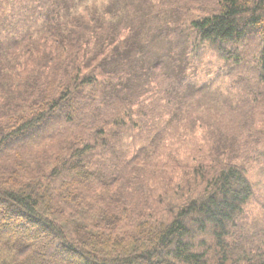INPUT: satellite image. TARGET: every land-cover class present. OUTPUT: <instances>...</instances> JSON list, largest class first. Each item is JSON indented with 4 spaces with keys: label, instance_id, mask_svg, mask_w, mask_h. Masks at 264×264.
Masks as SVG:
<instances>
[{
    "label": "trees",
    "instance_id": "16d2710c",
    "mask_svg": "<svg viewBox=\"0 0 264 264\" xmlns=\"http://www.w3.org/2000/svg\"><path fill=\"white\" fill-rule=\"evenodd\" d=\"M109 11L0 0V264H264L263 230L246 231L253 188L235 136L174 165L143 161L146 147L119 137L147 134L141 117L172 129L193 105L185 79L151 59L159 27L170 52L184 34L226 59L254 36L245 110L264 128V0H137L119 22Z\"/></svg>",
    "mask_w": 264,
    "mask_h": 264
},
{
    "label": "rangeland",
    "instance_id": "374dc122",
    "mask_svg": "<svg viewBox=\"0 0 264 264\" xmlns=\"http://www.w3.org/2000/svg\"><path fill=\"white\" fill-rule=\"evenodd\" d=\"M83 1L95 3V8L106 18L113 16L109 9L115 5L123 15L114 17L119 22L121 18H126V7L128 18L132 20V5H135L137 0ZM163 19L164 17H161L152 21L149 27H156ZM161 30L162 27L155 29L157 40L150 53L151 59L160 54L164 58V63H169V66H163L164 71L168 75L172 72L174 75L180 74L185 79L187 84L182 90L192 99L193 105L183 108L176 117L172 129L162 117L151 120L155 125L148 122L149 118L141 117L139 120L141 123L138 125L145 126L148 135L135 134L137 126H132L130 133L121 130L119 137L132 135V150L145 146L146 154L143 161L153 160L151 165L158 163L174 165L178 164V160L182 164L191 163L195 156H202L212 148L215 150L216 145L213 142L220 137L235 136L238 143L234 148L243 149L237 163L245 170L253 188V196L245 207L248 216L246 231L255 232L261 228L264 235V128L259 127L258 116L255 117L245 110L246 104H249L246 102V96H250V93H247L248 85L257 81L255 79L258 75L257 67L255 69L259 49L257 40L252 36L245 44H239L240 53L236 47L227 49L230 58L226 59L219 45L199 39L194 41L184 34L179 37L182 40L181 48L170 52L171 44L163 34H160ZM181 50L184 52L179 55ZM170 53L173 54L171 62ZM231 56L237 60L240 56L243 57L245 59L243 65L236 66L230 60ZM136 119L132 117V121L137 122ZM238 119L243 121L236 126ZM159 130L167 132L158 134ZM257 141L260 144H257ZM220 146L224 147L223 144ZM146 175L149 178L155 177L154 173ZM148 185L146 184V188ZM66 260L74 264V261L69 260V256L64 258V261Z\"/></svg>",
    "mask_w": 264,
    "mask_h": 264
}]
</instances>
